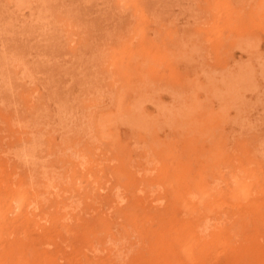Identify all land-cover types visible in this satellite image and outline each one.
Returning a JSON list of instances; mask_svg holds the SVG:
<instances>
[{
    "label": "rangeland",
    "instance_id": "obj_1",
    "mask_svg": "<svg viewBox=\"0 0 264 264\" xmlns=\"http://www.w3.org/2000/svg\"><path fill=\"white\" fill-rule=\"evenodd\" d=\"M0 264H264V0H0Z\"/></svg>",
    "mask_w": 264,
    "mask_h": 264
}]
</instances>
